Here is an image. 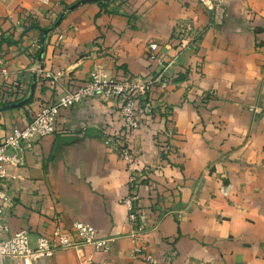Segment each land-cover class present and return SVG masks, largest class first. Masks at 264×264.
<instances>
[{"label":"crops","instance_id":"obj_1","mask_svg":"<svg viewBox=\"0 0 264 264\" xmlns=\"http://www.w3.org/2000/svg\"><path fill=\"white\" fill-rule=\"evenodd\" d=\"M186 25L204 34L196 50L181 53ZM151 43L158 61L148 57ZM175 59L167 72L178 83L152 94L163 108L138 130L123 127L112 102L60 111L55 134L25 152L24 167L6 168L4 239L26 231L35 245L81 222L113 239L110 250H57L39 264H264V0L0 1V72H8L0 96L21 102L35 85L29 104L0 110V140L94 71L149 78ZM169 129L164 155L155 132ZM104 130L127 139L132 170ZM134 169H151L142 199L150 230L135 258L124 204ZM221 183L230 197L219 194Z\"/></svg>","mask_w":264,"mask_h":264},{"label":"built area","instance_id":"obj_2","mask_svg":"<svg viewBox=\"0 0 264 264\" xmlns=\"http://www.w3.org/2000/svg\"><path fill=\"white\" fill-rule=\"evenodd\" d=\"M6 2V0H0ZM41 6H49L52 0H33ZM221 4L222 0H214ZM66 14V12H64ZM186 45L180 51L188 49L196 50L199 41L204 34V30H197L193 25H186L179 32ZM32 47L37 53L44 49V42L41 38L34 41ZM159 46L151 43L148 46V57L151 61H158ZM176 63V59L170 62L161 72L155 73L149 78L129 77L118 80L107 76L104 72L94 71L90 74L88 81L76 91H65L56 100L45 105L37 113L31 122L23 128H15L9 136L0 140V264L7 260H15L16 264H39L43 259H51L57 250L81 249L93 247L97 251L108 252L113 239L97 238L95 229L85 223L77 222L69 232H56L55 240L40 237L35 245L32 244L29 234L26 231L15 236L4 239L9 233V226L4 221L3 211L8 202V197L3 189V180L6 179V168H23L25 165V152L42 138L51 136L56 132L57 119L61 110L72 109L79 104L92 101L102 103L119 104L123 127L129 131L138 130L146 125L147 119L157 116L159 108H163L153 103L152 94L158 92L164 94L171 87L178 83L179 74H169L167 70ZM0 74L8 75L6 69H2ZM169 74V75H168ZM51 78L50 74H46ZM212 94L205 95V97ZM1 102L6 105L19 102L17 95H6L1 98ZM106 143L114 147L120 157L128 162L131 170L134 164V154L128 145L126 138H117L103 131ZM155 144L167 155L170 150V142L174 137L172 130H157L155 132ZM151 169L133 170L131 173L128 194L124 199V204L128 208V219L131 227L130 238L134 244L132 251L133 258L142 253L139 247L141 239L150 230L147 225L146 211L142 206L143 189L150 185L149 174ZM146 180V183H142ZM219 194L230 197L232 188L228 184L221 183ZM146 261L154 263L151 256L146 257Z\"/></svg>","mask_w":264,"mask_h":264},{"label":"water","instance_id":"obj_3","mask_svg":"<svg viewBox=\"0 0 264 264\" xmlns=\"http://www.w3.org/2000/svg\"><path fill=\"white\" fill-rule=\"evenodd\" d=\"M34 92H35V85L32 86V89H31V92H30V96L27 99H25V100H23L21 102H18L16 104L3 106V107L0 108V110L1 109H4V110L17 109V108H21L23 106H26L27 104H29L33 100Z\"/></svg>","mask_w":264,"mask_h":264},{"label":"trees","instance_id":"obj_4","mask_svg":"<svg viewBox=\"0 0 264 264\" xmlns=\"http://www.w3.org/2000/svg\"><path fill=\"white\" fill-rule=\"evenodd\" d=\"M41 39H42V38H41ZM179 79H180V78H179ZM178 81H179V80H178ZM142 183H144V184H145V183H146V180H145L144 182H142Z\"/></svg>","mask_w":264,"mask_h":264}]
</instances>
